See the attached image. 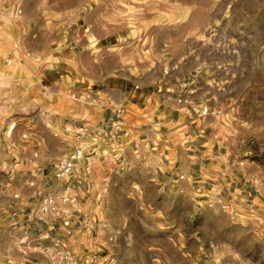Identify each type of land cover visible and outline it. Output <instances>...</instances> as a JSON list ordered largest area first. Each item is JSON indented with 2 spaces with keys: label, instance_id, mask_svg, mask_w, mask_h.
<instances>
[{
  "label": "rangeland",
  "instance_id": "1",
  "mask_svg": "<svg viewBox=\"0 0 264 264\" xmlns=\"http://www.w3.org/2000/svg\"><path fill=\"white\" fill-rule=\"evenodd\" d=\"M181 84L221 93L231 147L194 179L153 183L133 162L135 127L172 93L186 102ZM116 106L138 151L122 133L85 132ZM78 145L90 163L60 184L81 185L82 203L95 192L78 251L99 264H264V0H0V264L21 256L8 209L40 207L41 176L61 201L54 164Z\"/></svg>",
  "mask_w": 264,
  "mask_h": 264
},
{
  "label": "crops",
  "instance_id": "2",
  "mask_svg": "<svg viewBox=\"0 0 264 264\" xmlns=\"http://www.w3.org/2000/svg\"><path fill=\"white\" fill-rule=\"evenodd\" d=\"M186 86V84H181L180 88L177 89L179 97L184 95L188 99L186 102L179 104L175 94L172 93L162 102V107L158 106L156 108V112L151 115V122L149 121L147 127H135V131L139 133L138 140L143 142L145 151L139 153L133 162L137 165L147 163L143 167V171L150 173V175L146 173L147 178L153 183L157 182L158 184L160 179H174L178 173H184L194 179L195 177H191V173L198 168L204 171L207 160L211 164L216 161L221 165L220 159L224 157L226 152L228 154L231 147L226 131L228 129L227 117L229 114L223 113V106L227 104H222L225 100L220 95L221 93L215 91L209 85L200 88ZM204 106L209 107L210 110L213 109L214 112L207 116L203 115L201 111ZM216 107L218 110H216ZM112 112L113 110L111 113L105 114L102 126H105L110 120ZM95 130H100V128L93 127V129L85 130V132ZM130 130L132 131V129ZM121 133L125 136L127 150L131 151L136 148L138 151L140 149L138 140L134 139L132 133H129V127L125 123ZM110 134L111 139L116 137L112 135L113 132H110ZM225 148L227 150L223 153ZM87 153H84L85 156ZM90 158H87L89 162ZM121 162L125 165L128 164L125 157L120 158ZM183 162L188 163L187 169L182 168ZM177 169H179V172L176 171ZM87 174L89 176V173ZM38 179L41 182L36 190L39 200L42 199L43 195L49 193L55 197L56 194L45 189L48 180L43 179L42 176ZM55 183L57 182L55 181ZM57 184L59 186L58 193L64 190L60 198L69 195L75 199L72 204L61 205V201H57V198H55L57 206L68 208L71 211L69 227L63 225L65 215L55 216L50 214L41 216L38 213L39 205L34 208L28 205L24 207L14 205L8 209L11 218L7 228L14 233V236L18 235V237H14L12 242L14 248L19 247L21 255L20 261L15 262V264H51L45 255L44 249L52 247L56 241H59L62 247L71 251L77 257L84 258L89 254L85 252L87 246L83 243H79V251L75 244L78 243L79 233L86 234L88 231L92 233V229H90L92 226L89 223H92V218H96V215H92L96 206L95 192L91 193V198L85 200L87 202L82 203L86 195L82 192L81 185L73 182L68 186L60 185L61 183ZM70 192H73V194H70ZM87 195L90 197V193ZM81 196H83L82 199ZM85 208L89 209L85 210ZM86 213L91 214V216L88 217ZM68 231L70 234H68ZM12 257L14 256L9 253L5 259L10 260Z\"/></svg>",
  "mask_w": 264,
  "mask_h": 264
},
{
  "label": "built area",
  "instance_id": "3",
  "mask_svg": "<svg viewBox=\"0 0 264 264\" xmlns=\"http://www.w3.org/2000/svg\"><path fill=\"white\" fill-rule=\"evenodd\" d=\"M8 63L10 64L12 63V61H8ZM123 114V107H114L112 117L106 123V125L100 127V129H104L106 131L110 130V132H113L114 135L121 133L124 129ZM82 157H85L87 163H90L87 159L88 157L85 156V154L83 155V149L81 147H78L74 150V152L56 162L54 164L53 171L54 180L57 183H61L68 177L72 176L77 169L80 158ZM88 170L89 169L87 167L86 171ZM74 201L75 199L70 197L69 195H64L61 198L62 204H72L74 203ZM38 213L41 216L50 214L55 216L65 215L63 225L69 227L71 223V211L68 208H61L57 206L55 197L50 193L43 195L41 205L38 208ZM68 234H70L69 231ZM44 252L51 264H99V256L97 254H88L84 258L77 257L71 251L62 247L59 241H56L52 247L44 249Z\"/></svg>",
  "mask_w": 264,
  "mask_h": 264
},
{
  "label": "bare ground",
  "instance_id": "4",
  "mask_svg": "<svg viewBox=\"0 0 264 264\" xmlns=\"http://www.w3.org/2000/svg\"><path fill=\"white\" fill-rule=\"evenodd\" d=\"M12 129V128H11Z\"/></svg>",
  "mask_w": 264,
  "mask_h": 264
}]
</instances>
